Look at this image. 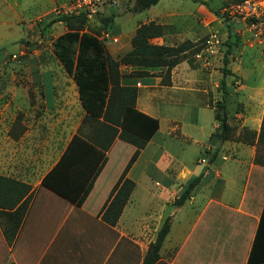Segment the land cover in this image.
Instances as JSON below:
<instances>
[{"label": "crops", "instance_id": "crops-1", "mask_svg": "<svg viewBox=\"0 0 264 264\" xmlns=\"http://www.w3.org/2000/svg\"><path fill=\"white\" fill-rule=\"evenodd\" d=\"M202 1L218 6L243 0ZM8 8L13 19L1 21L5 30L19 24L16 11ZM171 16L185 20L186 29L180 23L171 26L172 34L157 38L158 45L166 44L168 36L178 44L185 37L197 42L202 34L218 33L208 17L214 16L204 8ZM193 18L201 21L191 30ZM226 29L224 33L229 30L242 43L247 41L242 22L228 21ZM208 65L195 58L192 65L181 62L162 89L207 96L209 79L217 73L209 72ZM135 105L157 119L154 108L139 95ZM82 119L71 134L51 136L42 144L41 137L28 130L0 135V176L30 188L27 211L11 246L0 221V264H143L165 221L169 230L153 264H264V166L254 160L255 146L244 153L235 145L231 151L229 142H209L208 157L201 158L206 167L196 166L187 178L189 171L175 173L156 162L164 149L155 142L158 119V130L143 149L115 139L107 151L76 134ZM199 175V184L176 206L188 182ZM125 180L134 187L110 225L102 216Z\"/></svg>", "mask_w": 264, "mask_h": 264}, {"label": "rangeland", "instance_id": "rangeland-1", "mask_svg": "<svg viewBox=\"0 0 264 264\" xmlns=\"http://www.w3.org/2000/svg\"><path fill=\"white\" fill-rule=\"evenodd\" d=\"M61 3L60 0H0L1 136L9 135L10 131L28 130L41 137L42 144L51 136L71 134L84 115L101 118L110 91L106 55L113 60L124 55L127 47L130 49V35L140 25L154 22L163 26L169 35L171 26L176 24L186 29L185 20L172 17V13H193L204 8L214 16L208 17L221 40V47L212 56L204 51L210 34H202L193 42L201 48L202 59H208L209 72H217L215 78L209 79L207 96L163 90L165 86L161 83L166 75L161 68L121 65L118 68L120 84L136 87L140 101L143 99L154 108L160 124L155 142L164 148L157 154L156 162L162 169L175 173L180 169L189 171L190 175H186L189 178L196 166L201 170L206 167L201 165V158H207V149L212 147L208 138L216 125L212 108L221 101V79L228 93L225 102L228 124L233 128L232 138L227 141L230 150L235 145L236 151L246 153L255 146L258 155L264 154V146L256 144L264 120V32L261 43L254 44L242 43L229 30L224 33L228 19L222 11L239 1L210 6L202 0H159L150 9L136 13L132 9L133 0H117L115 7L88 19L80 31H69L65 22H58L53 16V8ZM9 6L18 14L19 24L5 30L1 21L13 19ZM200 21L193 18L188 27L195 28ZM104 33L118 41L105 39ZM186 40L185 37L183 41ZM160 41L155 38L150 43L158 45ZM183 41L178 40V44ZM80 42L81 54L78 57V51L68 54L70 46ZM166 42L177 45L171 43L170 36ZM213 83H217V88Z\"/></svg>", "mask_w": 264, "mask_h": 264}, {"label": "trees", "instance_id": "trees-1", "mask_svg": "<svg viewBox=\"0 0 264 264\" xmlns=\"http://www.w3.org/2000/svg\"><path fill=\"white\" fill-rule=\"evenodd\" d=\"M133 2L132 9L137 13L150 9L159 0H133ZM56 20L65 22L69 31H80L83 24L88 21L84 15L57 18ZM165 33L164 27L154 22L140 25L130 39V49L124 55L117 60H113L106 55L105 63L110 85L107 102L101 120L90 115L83 116L81 125L77 129V134L80 137L102 151H107L115 139L139 150L146 146L158 130V121L135 108L138 95L137 89L133 85L122 86L120 84L118 68L122 65L143 69H165L166 77L161 85L169 86L171 70L183 61H187L192 65V60L201 51V48L195 46L189 40L177 45H156L150 43V40L160 38ZM81 44L82 42L75 47L70 46L68 54L78 50L79 56L81 54ZM187 53H190L191 57H188ZM223 72L224 75L227 74L225 68ZM220 85L222 90L221 101L212 108L213 118L218 127L209 136V142H217L219 144L229 141L233 132V128L228 124V112L225 104L228 93L224 79L221 80ZM84 126H86L85 129H83ZM256 144L264 146V120L262 121ZM258 154V152L255 154L254 160L257 164L264 166V154ZM200 180L201 175L191 179L180 197L174 201V204L176 206L182 205ZM133 187L134 183L130 180H125L122 183L102 216L106 223L115 224ZM29 189V186L21 182H15L0 176V221L2 234L8 246H11L14 242L24 220L29 202V196H27ZM168 230L169 223L165 221L157 234L155 242L148 247L143 264H153L157 260L158 251Z\"/></svg>", "mask_w": 264, "mask_h": 264}, {"label": "built area", "instance_id": "built-area-1", "mask_svg": "<svg viewBox=\"0 0 264 264\" xmlns=\"http://www.w3.org/2000/svg\"><path fill=\"white\" fill-rule=\"evenodd\" d=\"M117 5V0H65L63 3L55 6L52 10L53 16L57 18L75 17L84 15L87 19L104 13L106 8H112ZM222 13L228 21L242 22L247 33V42L261 43L260 37L264 32V2H253L243 0L235 4L230 9H223ZM105 39L116 43L118 40L110 36L109 33H104ZM204 48L209 56L215 55L221 47V40L216 32L210 33ZM201 60L205 65H208V59H202L201 52L194 57Z\"/></svg>", "mask_w": 264, "mask_h": 264}]
</instances>
